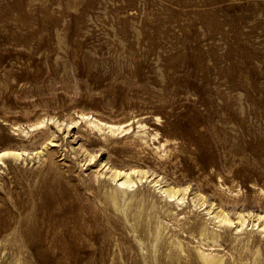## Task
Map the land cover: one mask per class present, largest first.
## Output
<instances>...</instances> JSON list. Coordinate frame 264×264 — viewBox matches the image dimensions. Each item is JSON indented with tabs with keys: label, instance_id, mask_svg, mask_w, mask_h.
<instances>
[{
	"label": "rangeland",
	"instance_id": "1",
	"mask_svg": "<svg viewBox=\"0 0 264 264\" xmlns=\"http://www.w3.org/2000/svg\"><path fill=\"white\" fill-rule=\"evenodd\" d=\"M80 111L109 121L138 116L173 140V154L156 168L151 150L90 149L75 127L64 138L57 132L56 173L46 177L41 163L8 161L0 181V229L14 235L0 264L13 261L20 244L15 235L29 238L35 228L45 253L38 264H135L128 226L96 200L98 183L90 166L76 164L82 157L70 143L85 145L107 166L146 158L154 176L189 183L192 191L202 185L212 199L220 178L245 198L226 204L229 212H262L264 0H0L1 133L12 134L15 123ZM127 139L119 147L129 146ZM46 194H59L57 204L46 202ZM74 202L85 206L81 216L73 213ZM64 245L73 257L60 256Z\"/></svg>",
	"mask_w": 264,
	"mask_h": 264
},
{
	"label": "bare ground",
	"instance_id": "2",
	"mask_svg": "<svg viewBox=\"0 0 264 264\" xmlns=\"http://www.w3.org/2000/svg\"><path fill=\"white\" fill-rule=\"evenodd\" d=\"M143 121L140 117L133 115L122 121H109L89 112L80 111L75 112L71 118L54 116L43 117L35 122L29 121L30 123L27 124L15 123L11 126L12 134L1 133L0 129V181L5 178L4 167L7 166L8 161L26 165V167L29 164L34 166L41 163L39 166L45 167L46 177L50 173H56L55 156L57 151L53 148L58 143L57 132L61 131L64 138L66 133L68 134V131L75 127L81 128L85 132L84 136L90 141V147H97V149L99 146L105 147L108 153L126 151L128 147H133L131 151L138 147L144 153L149 149L155 156L153 165L162 163V167H164L162 161L171 152V145L175 143H172V139L162 136L157 128L150 129V126ZM50 124H52V128L49 126ZM127 138L129 146L119 147L120 142ZM36 143L39 144V147L35 152L26 153L29 151L28 148ZM82 146L76 147V144L70 143L68 147L73 154L80 153V158H82L78 159L76 163L80 169L90 166L93 184L94 182L98 183L96 190L99 197L96 200H99L103 205V210L114 215L117 222L120 221L121 224L128 226L127 229L136 245L138 258L135 264H264V210L259 213L244 212L245 208L242 209V207L236 212L234 210L235 213L229 212L227 210L229 207L226 204L230 202L232 204L243 203L245 198L238 197V191L234 193L236 191L233 192L225 186L220 178L218 184H215V188L213 187L214 192L212 193L215 198L212 199L202 185H197L198 189L192 191L193 189H189V183L168 182L160 177V174L154 176V166L149 164L146 158V160L142 157L140 159L138 156L140 163L135 161L132 166L128 162H122V165L107 166V163L103 164L102 161L96 163V154L94 155L93 150H90L92 147L88 149L85 145ZM132 153L134 152L132 151ZM178 178L181 177L178 176ZM261 195L264 196V189L259 188L257 196ZM46 196V200H44L52 204L55 195ZM57 196L60 195L56 194L55 198ZM60 198L59 202L62 200ZM64 198L66 197L64 196ZM71 204L69 203V206ZM75 205L77 207V204ZM78 209H80L79 212ZM31 210L35 212L34 204H32ZM72 210L74 209H71V213ZM83 210H86L85 206L80 205L73 213L76 211L77 215L81 216ZM66 211L68 212V210ZM66 213L63 215L67 216ZM76 213L74 214L76 215ZM74 218L76 217L74 216ZM38 224L40 225V223ZM5 227L7 228V226ZM82 229L83 234H86L87 229L84 227ZM3 230L5 233L8 231ZM29 230L31 232V226H29ZM45 234L47 235V232ZM9 235H14V229L13 233L6 235H3L0 229V254L8 249ZM15 236L18 240L15 241L20 244L18 250L11 255L13 258L11 264H21V256L25 258L24 264H38L43 252H39L41 240L40 233L38 234L36 228L28 235L29 238L21 234ZM222 241L226 243V247L223 246ZM10 243H13V240ZM78 244L80 245V242ZM66 245L68 246V244ZM66 245L62 247L60 256L73 257L70 256L69 251L71 250L68 251L69 247L67 249ZM34 250L36 252H33Z\"/></svg>",
	"mask_w": 264,
	"mask_h": 264
}]
</instances>
